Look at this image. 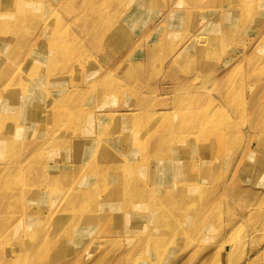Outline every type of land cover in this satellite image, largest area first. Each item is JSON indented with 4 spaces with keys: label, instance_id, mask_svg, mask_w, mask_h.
Wrapping results in <instances>:
<instances>
[{
    "label": "rangeland",
    "instance_id": "1",
    "mask_svg": "<svg viewBox=\"0 0 264 264\" xmlns=\"http://www.w3.org/2000/svg\"><path fill=\"white\" fill-rule=\"evenodd\" d=\"M37 1H40L41 5L37 17L33 21H24L25 26L22 25L17 32L12 31V26L6 19L0 18V36L5 39L13 37L16 39L17 35L22 49H31L30 65L26 69L23 63L21 64L23 66H20L19 56L22 53H19L9 63V69L3 71L2 77L19 66L24 69L23 73L27 74L30 66L38 64L41 76L38 74L33 81L29 82L26 95L33 89L47 87L49 76L45 77L44 66L48 57L47 50L44 49L43 37L46 32H49V36L53 37L49 43L50 46L60 47L63 50V54L57 57V63L61 58L66 59L63 63H56L52 71L51 75L59 77V80L50 84L53 90L51 94L55 100L65 97L70 99L73 95H66L64 92L72 93L70 91L73 88L80 91L79 96L68 104L75 105L78 111L84 112L87 119L81 125L85 128L77 126V131L72 134L79 137L76 141L77 146L72 144L67 147L62 137H53L52 141L44 142L46 147L43 146L35 162L31 160L28 164L22 163L23 159L32 151L31 148L43 143L45 138L48 139L53 134V124L61 123L58 115H55L52 123H31L30 127L19 129L15 134L21 142L13 141L15 142L13 143L11 139L6 138L7 141L22 146L21 149L9 150L5 155L18 165L9 171V174L3 176L4 184L10 183L16 177L22 178V183L19 184L22 186L14 187L12 198H18L17 202L25 206L27 201L32 203L31 195L36 189L33 183L44 186L40 188L43 190L41 197L37 196L34 200L36 206L32 203V209L29 212H26L28 210L26 208L24 211L20 210L16 214L5 216L3 220L5 226L13 222L6 230V227L0 230L1 235L8 233L5 236L12 237L10 238L12 239L11 249L6 252V256L20 255L23 244L18 246L17 243L19 238L24 236V229L28 226L37 228L39 223H43L42 218L52 205L51 209L55 213L47 222L44 239L45 242L59 240L61 243L56 246L51 259L49 256L37 254L31 256L25 264H113L117 256L122 257V264H150L147 261H136V254H132V258H126L123 254L137 248L135 246L143 241L142 237L152 229V221L149 224L141 219L135 221V217L129 216L130 214H125L121 218L118 215L112 216L109 225L103 229L101 239L104 241L96 243L92 240L93 235L103 222L97 223L95 219L96 206L103 201H113L131 204L134 208H138L144 203L142 201L144 197L141 201L129 203L128 198L123 200L122 196L117 199L115 196L109 198L110 195L102 192L109 191L108 185L117 183L118 180L120 183L123 182L122 174L115 168L112 169L113 165L111 168L108 165L111 164L109 159L112 160L114 154L123 150V153H128L129 162L142 161V164L134 167L130 173L143 166L146 158L149 164L153 163L151 159L153 157H163L169 163L165 167L169 171L179 170V164L188 166L191 162L189 156L193 155L192 151L184 154L185 151L180 149V153L177 154L173 152L175 149L172 147L166 148L167 151H164V148L155 150L150 148L145 138L140 141V136L136 138L138 143L134 145L135 149L128 144V140L134 139V135L140 128L148 137H163L175 132L174 121L164 122L159 128H154L157 121L152 120L154 118L152 115L155 112L170 113L180 101L181 105L193 103L195 110L206 106L208 108L211 105L217 107L218 110L212 113L213 122L206 128L209 132L221 128L226 136L223 134L221 148L215 147L214 135V137L210 136L214 142L210 141L207 147L200 149L205 154L214 152L218 156L207 171L196 172L185 177L186 181L182 179L180 181L181 186L187 190L186 193L189 191L192 195L197 193L198 196L194 197L195 202L212 200L211 210L202 209L208 214L206 220L196 232L185 236L177 234L168 236V241H173L171 247H166L167 253L161 260L157 261L154 257L151 262L158 264H201L203 262L205 264H264V220L259 218L264 216V132L260 134V131H264V110L258 113L261 107L253 103L259 90L264 92L262 69L264 54L263 57L255 54L253 35L256 34L257 29L261 30L264 26L257 21V17L249 16L250 18L248 17L249 19L247 18L244 22L246 17L242 14V9L238 5L231 4L230 0L215 1L214 6L217 11L220 8L217 15L199 6L206 0H202L191 9L183 8L184 2L188 0H139L141 6L148 7L145 11L141 10V7L136 8L138 0L134 4L128 0L127 6H124L128 14L112 23L114 18L111 5L114 0H97L95 9L99 12L98 21L107 27L111 26V29L97 31L101 42L96 47L91 43L90 36L79 22L83 8L81 0H66L63 7H58L56 3L58 0ZM255 1L257 4L253 7L254 11L264 9V0ZM4 2L5 0H0L2 7ZM249 3L246 2L245 6L251 10L249 13H253ZM27 8L29 7L22 6L19 11L26 13ZM32 9H35V5ZM93 19L97 21L96 18ZM241 23L242 27L239 26ZM196 29H201L206 36L201 43L194 39L195 33L192 35ZM55 34L61 36L57 37ZM250 38L252 40H249ZM159 42H162V45L157 48ZM34 43L36 46L33 45ZM8 44L14 45L11 40H8ZM261 44L258 46L262 52ZM7 48L5 44H1L0 54H4ZM122 56H127L125 60L130 68L120 71L117 68L120 63L117 64V62ZM232 62L234 63L231 66ZM135 64L139 65L134 66ZM256 64L260 67H257L254 72L253 69L250 71L249 67ZM59 65H62V68H57ZM67 65L70 67L63 68ZM234 65H236V71L231 72L227 78V85L217 82L216 87L213 88L215 85L212 87L211 81L218 80L230 66L232 68ZM71 67L80 68V70L72 75L67 71ZM134 67H138L136 73H133ZM83 69L87 73L97 75L88 76L89 79H87L85 75L79 74ZM101 69L109 70L108 74L115 82L114 85L101 87L102 82L99 81ZM247 76L251 78L248 79ZM108 78L109 76L104 80L107 81ZM8 90L7 80L0 87L1 100L7 97ZM12 90L18 91L17 86L15 85ZM218 90L228 92L229 97L221 99L217 94ZM122 92L125 93L124 97H120ZM230 102L233 111L226 108V104ZM134 105L141 107L144 114H140L135 121L131 120L130 116L133 113L130 112V107ZM234 107L238 112L235 113ZM5 115L18 118L16 115ZM119 116L123 117L119 118ZM260 124L262 128L257 130L256 126ZM67 132L66 128H60L59 135ZM201 140V136L196 135L194 140L184 138L178 145L182 148L186 145L187 148L188 144L184 141ZM192 144L195 145V143ZM27 146L30 149L27 150ZM177 155L179 158L173 160V157ZM62 157H65L67 162L63 164V169L60 170L58 166L52 169V161ZM202 167L203 165H198V169ZM156 171L155 177L159 178V171ZM98 173H102V176ZM136 176L146 178L142 174ZM101 177L105 182L98 187L101 192L95 193V205L88 203L83 206V210L78 212L79 223L74 228L76 234L69 238L62 237L65 231L61 224L70 217L60 216L58 213L68 206L67 200L60 201L61 191L73 192L79 185L84 186L91 181L92 187L96 184L97 178ZM157 180L155 179V182L158 183ZM149 181L150 179L146 180V182ZM136 187L138 186L132 189ZM148 187L153 192L159 193L157 206L163 207L167 196L163 193L166 191L159 185L153 184ZM36 213L40 217L36 216ZM37 217H39L38 220H36ZM162 218L156 222L157 230L153 234L160 232L167 234L168 231L162 228L172 225L175 220ZM131 233L136 235L127 236ZM191 237L193 239L187 242L186 239ZM199 239L202 243H198ZM180 249L182 253L177 255ZM237 254L238 258L235 260L234 257Z\"/></svg>",
    "mask_w": 264,
    "mask_h": 264
},
{
    "label": "bare ground",
    "instance_id": "2",
    "mask_svg": "<svg viewBox=\"0 0 264 264\" xmlns=\"http://www.w3.org/2000/svg\"><path fill=\"white\" fill-rule=\"evenodd\" d=\"M51 1V0H50ZM97 0H81V6L82 8V15L79 18V22L81 23L80 25L82 28L87 32V34L91 38V43L95 44L96 47L99 46V43L101 42V39L99 37V33L97 31H106L110 30L111 26H105L101 21H98L99 18V12L95 9V2ZM109 1V0H108ZM133 4L135 3L136 0H131ZM139 1V0H138ZM202 0H188L184 2V9H191L194 8V6L198 5ZM215 1L217 0H206L200 3L199 6H203L204 8H207L211 12H214L216 15L218 14L219 10L217 11L216 6H214ZM66 0H58L56 1L58 7H63L66 4ZM128 0H114L112 3V13H113V18L114 20L112 23L115 21H118L119 19L123 18L126 16L127 10L124 8V6H127ZM231 4H235L236 6L238 5L242 9V14L246 17L244 19V22L247 21V18L250 17H257V21L261 24V26H264V9H260L259 11H254L253 7L257 4L255 0H230L229 1ZM246 2H250L249 6L252 7L253 13H249L251 11L245 6ZM253 2V4H252ZM97 3V2H96ZM108 3V2H107ZM178 4V3H177ZM19 5V8L17 9V6ZM35 5V9H32ZM180 5V4H178ZM22 6H28V10L26 13L20 12L19 9ZM181 6V5H180ZM198 6V7H199ZM1 7V13H0V18L1 19H6L10 25L12 26L11 29L14 32H17L20 30L21 26H25L23 22L27 21H33L34 18L37 17L38 11L41 8L40 1L37 0H5L4 6L0 5ZM141 7V10L147 9V6L142 5L139 1V3L136 5V8ZM3 8V9H2ZM32 9V10H30ZM196 9V8H195ZM13 14V15H12ZM138 14V12H137ZM249 17V18H250ZM93 18H96L94 20ZM128 18V17H127ZM126 18V19H127ZM248 18V19H249ZM111 21V14L109 18V22ZM243 22V21H242ZM240 27L243 26L241 23L239 25ZM259 27V26H257ZM47 30L46 28H44ZM194 35V39H197L198 43H201L204 41V38H206L204 32L201 31V29H196L195 32L192 33ZM55 36L60 37V34H55ZM254 36V47L256 48L254 50L255 54L260 55L263 57L264 54V27H262L261 30L256 31V34ZM52 36H49V32H46L43 39L45 40L44 44V49L47 50V57L48 61H46L45 66H44V75L45 77L49 76V80L47 82V87H40L38 90L33 89L31 90L27 95H26V90L28 88L29 82L33 81L35 76L39 74L41 76V70L39 69L38 64H34L29 67V72L27 74L23 73L21 65L22 63L25 65V69L27 66L30 65V57H31V49H22L23 47L21 44L18 42V37L16 35L15 37L11 39H5L0 36V49H1V44H5L8 48L5 51L4 54H0V87L5 84V81L8 80V87L9 90L6 91L8 94L7 97L1 100L0 96V230L5 228L10 227V225L13 223H9L8 226H5L4 224V219L5 216L9 214H16L17 212L24 211L26 208L28 210L26 212H29L32 209V203L34 204V200L38 197H41V193L43 190L40 188H44L42 186L43 184H35V191L31 195V201H27L26 205L17 202L18 198H12L13 190L14 187H18L19 184L22 183V178L16 177L14 180H12L10 183L4 184V178L3 176L9 174L8 172L15 169L16 165H18L16 162H14L13 159H10L6 157L5 155L8 153L9 150H16V149H21L22 146L20 145H15L13 141H20L21 139L17 137L15 133L19 131L21 128H26L30 127L31 123H52L54 120L55 115H58V119L61 123H55L53 124V131L48 139L45 138L43 140V143H40L39 145H35L32 149L27 154V157L23 159V162L31 163V160L35 162L36 157L40 156V152L44 146L46 147L44 142L47 141H52L53 137H62V141H65V145L67 147H70L72 144H75V146L78 145L76 141L79 140V137L72 135L75 133L76 127L81 126L85 120L87 119L84 116V112H80L77 110L76 106H70L68 104L72 103L73 99L77 96H79L80 91L77 89L73 88L69 92H64L66 95H73L72 98L65 97L63 99L56 98V100L53 98V90L50 88V84L53 83L54 81H58L59 77L55 75H51L52 71L55 67V65L59 63H63L64 58L59 59V63H57V57L58 55L63 54V50L60 47H52L50 46V42L52 41ZM185 38V37H183ZM8 40H11L14 45H9ZM249 40H252L250 38ZM180 41V40H179ZM169 42V40H168ZM262 43V44H261ZM261 44V49L263 50L262 52L260 51V47L258 46ZM36 46V43L33 44ZM162 45V42H159L157 45V48H159ZM244 46V45H243ZM242 46V48H243ZM52 47V48H51ZM64 48V47H63ZM245 50V48L243 49ZM51 51V53H50ZM253 51V52H254ZM33 52V51H32ZM21 54L19 56L20 60V66L19 68H16L14 70H10L7 72L3 77L2 75L4 74L3 71L9 69V66L18 54ZM127 56H122L119 61L117 62L120 63L117 65V68L120 71H123V69H128L130 68L129 64L126 62ZM57 63V64H56ZM234 62L231 63V66ZM139 64H135L134 66H138ZM75 66V64H73ZM77 66V65H76ZM230 66V68H231ZM70 67V66H64L63 68ZM257 67H260L259 64L252 65L249 67V70L253 72L254 70H257ZM57 68H62V65L57 66ZM228 68L226 73L220 77L218 80H212L211 86L215 88L216 83L219 82L220 84L227 85V78H229L231 72L236 71V65H234L231 69ZM138 67H134L133 73L137 72ZM264 71V67H262ZM80 68H75L71 67L67 71L75 75ZM64 71V70H63ZM62 71V72H63ZM109 70H100V77L99 81L101 83V87L103 88L104 86H109V85H114L115 82L113 81L112 77L108 74ZM79 74L85 75L87 79L88 76H96V73H87L85 69L81 70ZM248 75V74H247ZM109 78L106 80L107 77ZM225 78V79H224ZM248 79L251 78V76H247ZM256 78V77H253ZM104 80V81H103ZM17 86L18 91L12 90L14 86ZM212 88V89H213ZM10 91V92H9ZM217 91V90H214ZM217 94H219V97L221 99L225 98L226 96L229 97L228 92L218 90ZM125 93L122 92L120 97H124ZM243 98V97H242ZM182 100V98L180 99ZM180 101L177 102L175 105L174 109H171L172 112L170 113H158L155 112L152 116L153 121H157L155 124L154 128H159L164 122H175V132H172L168 135H165L163 137H148L145 134V131H142L143 129H138L136 132V135H134V139L128 140V144L133 146L132 148L135 149L134 145H137L138 141L136 140L137 137L140 136V141L147 140L150 148H153L155 150L163 149L164 151H167L166 148L172 147L175 150L173 152L175 153H180L179 150L182 149V151H185L184 154L188 153L189 151L193 152L192 156H189L191 158V162L188 164V166H184L182 164H179V170H174V171H169L166 170L165 167L169 163L163 159V157H153L151 158L153 160V163H148V158H146V161L143 166H140L138 170L131 172V170L136 167L137 165H141L142 161H130L129 162V155L128 153H123L119 152L118 154H114L112 156L111 164H108L111 168L113 165L112 169H116L118 173L122 174V177L124 179L122 180L123 182H118L108 185L110 190L109 191H102L105 193V195H110V197L115 196L116 199L122 196V200L124 198H128L130 200L129 203H134L136 201H141L142 200L144 203L142 206L138 208H134L131 204L127 203H114L113 201H103L101 204L97 203L96 206V213H95V219L97 223L101 224L98 227V231L93 235V239L96 243H102L104 240L101 239V236L103 235V229H105L109 223H110V218L112 216L118 215L120 218L122 216H125V214H130L129 216L135 217V221L138 219H141L144 221V223H150L152 221V229L148 230V233H146L142 238L143 241H141L138 245L130 249L126 254H123L124 257L126 258H132V254H136L137 259L136 261H147V263L150 264H158L151 262L154 257L156 258L157 261L161 260L163 256L167 253V246L171 247L173 241H168V236H174V235H183L185 236L188 233L196 232L197 229L204 223V221L207 218V213H205L202 209H209L211 210L212 207V200H203L199 202H195V195L197 193H193L195 195L186 193L187 190L182 187L181 185V179L183 181L185 180V177H189L190 175H193L196 172L202 171L205 172L207 171V168L210 167L211 164H214V162L218 159V156L215 155V153H206L200 150L201 148H205L209 145L210 141L214 142L210 136L214 137L215 135V147L216 148H221L222 147V137L223 133L221 128H218L216 130H212L213 132H209V130L206 127H210V124L213 122L212 118L213 115L212 113H215L218 108L211 105L210 107L207 108H201L198 110H195L196 107L193 106V103L189 102L187 105H181L179 103ZM253 103L257 107H261L260 111L257 108V112L260 113L262 110H264V92L259 90L258 96L253 99ZM119 106V104H118ZM226 108L228 110L231 109L233 111L232 103H227ZM170 110V108H167ZM130 112L131 113V120L135 121L138 119V116L144 115L143 110L141 107L138 105H134L133 107H130ZM240 110V109H239ZM235 113L238 112L237 108L234 107ZM146 112V111H145ZM242 113V111H240ZM7 115H16V117L12 116H6ZM148 114V112H146ZM264 115V114H263ZM123 116H119V118H122ZM158 117V118H156ZM242 119V117H241ZM166 120V121H165ZM264 125V123H263ZM75 127V128H74ZM82 128H85V126H81ZM60 128H66L68 130L67 133H64L63 135H59L60 133ZM74 128V129H73ZM261 124L256 126L257 130H260ZM72 129V130H71ZM264 131H260V134H263ZM155 133V131H153ZM196 135L201 136V141H184L188 144L187 148L186 145L184 148L179 147L180 140L184 138H189L194 140ZM226 136V134L224 135ZM6 138L11 139V141H7ZM180 139V140H179ZM183 142V143H184ZM23 143V142H22ZM185 143V144H186ZM192 143H195L192 144ZM193 145L192 147H189ZM111 148V146H110ZM30 149L27 146V150ZM113 149V148H111ZM218 150V149H217ZM179 155L173 157L174 159H178ZM53 162L52 169H55L57 166L58 168L60 167V170L63 168V164L67 163L65 162V157L55 159ZM198 165H203L201 169H198ZM160 168V170H157ZM21 171H24L23 169H19ZM158 172L160 174V177H155L156 175L154 172ZM102 174V173H98ZM144 175L146 178H139L136 175ZM102 176V175H101ZM151 177V178H150ZM147 179H150L152 182H146ZM155 179H158V183L155 182ZM171 181V182H170ZM102 182H105L103 180V177L97 178V181L95 182L96 184L91 187L92 181L85 183V185H79L77 190L73 192H67L65 190L61 191V199L68 201V206L63 208V210L59 211L58 213L60 216H67L70 218H67L63 224V229L65 232L62 233V237L69 238L72 235L76 234L74 228L76 227V224L79 223L77 219L80 218V215L78 212L83 206H86L88 203H91L92 205H95V193L101 192V190L98 188L99 186H102ZM170 182V183H169ZM143 183V184H141ZM78 184V183H76ZM159 185V187L166 192H164V195L166 196L165 199V204L163 207L159 208L157 206L158 203V192H153L150 190L148 186L150 185ZM22 186V185H21ZM19 186V188L21 187ZM34 186V185H32ZM136 187L135 189H132L133 187ZM107 187V185H106ZM29 189V188H28ZM159 191V190H158ZM40 193V194H39ZM22 194H26L25 192H22ZM52 195V194H48ZM126 195V196H125ZM198 196V195H197ZM161 201V200H159ZM98 202V200H97ZM195 203V204H193ZM35 205V204H34ZM36 206V205H35ZM52 207V205H51ZM49 208L48 212L43 216L42 222L39 223V226L34 228L33 226H28L27 229H24L23 234L24 236L20 237L18 240L17 245H22L21 248V253L19 256H6V252L11 249V242L12 238L10 235L5 236L1 235L0 233V264H25L26 261L33 255L41 254L45 256H49L51 259L52 253L55 252L56 246L59 245L61 242L59 240L55 242H45L44 239V231L45 227L47 226V222L49 221V218L51 217L53 213V210ZM83 210V209H82ZM160 210L159 212H157ZM36 216H39L38 213H36ZM40 217V216H39ZM39 217L36 218V220L39 219ZM163 217L162 219H172L174 218V223L170 226H166L162 228L165 231H168L167 234L165 233H157L153 234L157 230V225L156 222L160 218ZM260 219L264 220V216H260ZM134 221V223H135ZM158 221V222H159ZM23 228V226H22ZM135 233H131L127 236H135ZM5 236V237H4ZM193 238H187L186 241L190 242ZM126 240L129 241L126 237ZM119 242V241H118ZM218 242V241H217ZM219 242H222V240H219ZM232 242V241H230ZM74 243H76L74 241ZM108 243V242H106ZM198 243H202V240L199 239ZM244 244V243H243ZM243 246V245H242ZM9 247V248H8ZM76 252L78 254V248L76 249ZM126 252V250H124ZM182 253V250H178L177 255H180ZM47 258V257H45ZM121 256H117V258L114 260L113 264H122L123 261L121 260ZM235 260L238 258V254L236 257H234ZM201 264H205L204 262Z\"/></svg>",
    "mask_w": 264,
    "mask_h": 264
}]
</instances>
